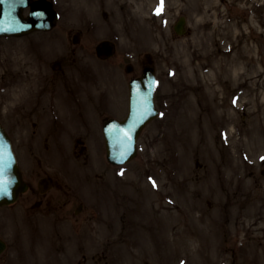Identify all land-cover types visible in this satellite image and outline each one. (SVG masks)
Here are the masks:
<instances>
[{
    "label": "rangeland",
    "instance_id": "obj_1",
    "mask_svg": "<svg viewBox=\"0 0 264 264\" xmlns=\"http://www.w3.org/2000/svg\"><path fill=\"white\" fill-rule=\"evenodd\" d=\"M50 1L51 31L0 38V121L27 183H53L41 207L27 192L0 210L10 264H264V0ZM103 40L116 44L107 61L95 55ZM147 56L159 117L115 168L101 125L125 117ZM59 66L77 80V105L61 85L29 98L38 70L57 77ZM57 91L68 125L33 127L52 123ZM80 114L89 126H76Z\"/></svg>",
    "mask_w": 264,
    "mask_h": 264
},
{
    "label": "water",
    "instance_id": "obj_2",
    "mask_svg": "<svg viewBox=\"0 0 264 264\" xmlns=\"http://www.w3.org/2000/svg\"><path fill=\"white\" fill-rule=\"evenodd\" d=\"M30 7L24 18L22 10ZM56 18L51 5L45 0L29 3V0H0V36L22 35L35 29H49ZM185 19L174 26L177 35L184 34ZM111 42H101L96 47L98 58L105 60L113 55ZM131 68L128 67L127 71ZM155 76L152 68H145L142 76L133 80L130 87L129 111L120 122L109 121L103 127L107 161L115 166L123 165L136 156V143L142 129L157 116L154 106ZM11 143L0 126V206L13 203L24 192Z\"/></svg>",
    "mask_w": 264,
    "mask_h": 264
},
{
    "label": "flooded vegetation",
    "instance_id": "obj_3",
    "mask_svg": "<svg viewBox=\"0 0 264 264\" xmlns=\"http://www.w3.org/2000/svg\"><path fill=\"white\" fill-rule=\"evenodd\" d=\"M57 65H59V63H57ZM148 65H150V63L147 62V64L145 66H148ZM68 73H70V71L67 72L61 66H59L58 76L57 77L56 76L51 77V76H47L46 72L43 69H39L38 72H37L39 86L37 88H35V89L34 88L31 89L32 91L29 94V98L37 100V99L41 98L42 91H44V93L45 92L49 93V92H51V90L55 89L56 86L60 87V85H61V87H63V89H64V91H63L64 92V96H65L64 100H66V104H67V102L70 101L69 102L70 106L73 107V105H77V103H78L77 101L81 100L83 98V96H81V94H79V93L77 94V93L73 92L75 90H79V86L76 85V83H75L77 80L73 81L70 78V76H67ZM69 80H72L73 82L70 83ZM54 94L56 96L51 98L50 99V103H49V104L52 105V107H50V109H49V113H50L49 115L51 116L52 123H50L49 121L46 124L43 123V121L34 122L32 124L33 127H56V126H60V125H68V124H65L64 120L61 119L62 118V115H61L62 113L61 112H65L64 109L56 107V104L58 103V100L63 99L62 97H60V96L63 95V93L61 92L59 94V91H57V93H54ZM21 105H22V103H21ZM23 105H25V104H23ZM96 105H97V108H100L99 110H101V108H102L105 111L104 106H103V99H102V101H100V103H97ZM67 107L69 109V106H67ZM44 115H47V114L43 113V116ZM18 116H21V112L17 113V117ZM80 120L81 121H77L76 126L85 127V125H88V126L90 125V123H88V120H86L85 117L83 115H81V114H80ZM76 142L80 143V141H76ZM20 168H21V171H22V174H23L24 171H23L22 165H21ZM43 179H47V180H49L51 182L50 178H48L46 176L41 177L37 181L36 189H33L32 186L30 185V183H27V181L24 178L25 182L28 185V189H27V191L25 193L30 192L32 198H34V197L37 198L36 199V201H37L36 205L38 207L42 206L43 203L41 202L40 199H41L42 196L45 195V193H41L40 192V189H42L43 185H45V180H43ZM40 182H42L41 183L42 187H39ZM51 185H53V183ZM62 195L67 196L68 194L67 193H62ZM0 231H1V225H0ZM0 239L3 240L6 243V247H8L7 239L4 236H2L1 233H0ZM11 258H14V256L8 258L7 253H5V252L1 253L0 254V264H10ZM82 258L84 259V257H82Z\"/></svg>",
    "mask_w": 264,
    "mask_h": 264
}]
</instances>
